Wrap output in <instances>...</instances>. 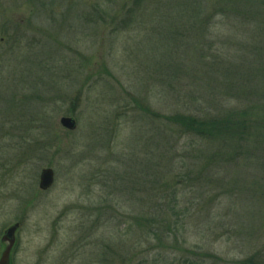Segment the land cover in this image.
I'll return each mask as SVG.
<instances>
[{"label":"rangeland","instance_id":"374dc122","mask_svg":"<svg viewBox=\"0 0 264 264\" xmlns=\"http://www.w3.org/2000/svg\"><path fill=\"white\" fill-rule=\"evenodd\" d=\"M179 2L0 0V259L264 264V0Z\"/></svg>","mask_w":264,"mask_h":264},{"label":"trees","instance_id":"16d2710c","mask_svg":"<svg viewBox=\"0 0 264 264\" xmlns=\"http://www.w3.org/2000/svg\"><path fill=\"white\" fill-rule=\"evenodd\" d=\"M138 1H143V0H138ZM185 4H184V3ZM192 2H193V0L192 1H190V0H180V2L177 4V3H175V6L174 7H172V8H169V10H168V12H167V15H169L170 17H169V19L170 20H168V22L170 23L169 24V32H170V34L171 33H173V32H175L176 31V29H177V27H179V24H180V22H179V20H180V18L182 17V15H183V13H184V11H183V9L185 10V12H186V14H188V13H190V10H189V6H191L192 5ZM184 4V5H183ZM185 6V7H184ZM92 11H93V13H95L96 15H101V13L103 14L104 13V10H101V7L100 6H93V8H92ZM100 11V12H99ZM181 11H183V12H181ZM87 15H91L90 14V11H89V13H86ZM85 14V15H86ZM131 14H133V15H135L136 14V10L134 11V12H132ZM165 28H166V25H165ZM176 33H179L178 31L176 32ZM2 55H4L5 57L7 56V52H5V53H3ZM11 61H13V59H8V60H0V65L1 64H4V63H6V62H8V63H11ZM0 71L2 72V73H5V71L3 70V69H0ZM1 78V77H0ZM4 95V93H2V95L1 96H3ZM27 100V99H26ZM23 102H25L26 103V101H25V98H24V100H22ZM1 116V115H0ZM6 115H3V120H1L0 121V133L2 134V138H5V137H9L11 134H12V132L14 133V129H13V127H12V125H13V123H11V120H6L7 119V116L5 117ZM9 119V118H8ZM184 122V121H183ZM176 123V122H175ZM3 126V128H6V126L7 127H9V128H12V129H10V130H5V129H3V128H1ZM0 134V135H1ZM144 218H145V216H144ZM144 221V220H143ZM151 220L150 219H147L146 220V224L147 225H149V226H156V224H157V228L158 229H164V230H171L170 228H169V225L171 224L170 222H166V221H169V220H163V222H160V223H158V222H156L155 220H153L154 222H150ZM140 223V222H139ZM173 227H174V224H173ZM170 231H168V233H169Z\"/></svg>","mask_w":264,"mask_h":264},{"label":"water","instance_id":"95a60500","mask_svg":"<svg viewBox=\"0 0 264 264\" xmlns=\"http://www.w3.org/2000/svg\"><path fill=\"white\" fill-rule=\"evenodd\" d=\"M60 124L63 128L73 131L76 129V121L71 117H63L60 120ZM54 171L52 169H43L39 177V189L42 191L49 190L54 184ZM19 228V224H15L8 228L2 238V242L8 244L6 247L1 259L0 264H9L10 263V254L15 245L16 241V232Z\"/></svg>","mask_w":264,"mask_h":264},{"label":"flooded vegetation","instance_id":"af4514ba","mask_svg":"<svg viewBox=\"0 0 264 264\" xmlns=\"http://www.w3.org/2000/svg\"><path fill=\"white\" fill-rule=\"evenodd\" d=\"M5 247H6V245H5ZM15 247V246H14ZM13 250H14V248H13ZM13 250H12V252H13Z\"/></svg>","mask_w":264,"mask_h":264}]
</instances>
